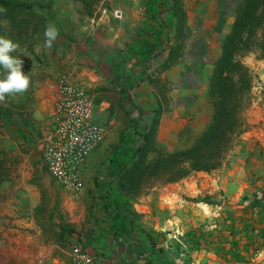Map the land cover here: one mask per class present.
Segmentation results:
<instances>
[{"label":"rangeland","instance_id":"374dc122","mask_svg":"<svg viewBox=\"0 0 264 264\" xmlns=\"http://www.w3.org/2000/svg\"><path fill=\"white\" fill-rule=\"evenodd\" d=\"M239 1L187 0L188 14L191 17L201 16L203 18V20L200 19L201 26L196 29L198 33L194 31L192 34V38L195 35H202V39H199L198 51L195 53L193 51L196 49L195 47L189 48L191 60L189 64L192 69L198 68L199 64L205 60L204 54H207V57L216 55L215 48L221 46V40L230 28L235 7ZM114 2L115 0L103 2L100 0L94 7L93 13L98 15L104 5L113 6ZM45 9L47 10V7ZM49 11L52 17L48 24L54 25L58 30L57 39L50 48L46 47L44 32H39L33 43L32 52L22 51L14 57L23 61L22 71L29 77L30 87L27 92L6 96L5 101L0 102V106L7 107V111L11 112L8 119H3L0 116V149L5 170L0 179V264H26L23 260L25 257L31 259L30 264H53L51 257L55 254H60L65 260V264H74L70 255L71 247L74 244L85 247L92 257L94 254L91 241L81 232L73 233L72 236L66 234L60 240L61 250L59 251H48L43 247V244H38L36 249L24 252L22 249L25 238L18 236L19 232L21 233L25 228L22 221H29L34 226L47 230V239L54 242L52 231L55 230L61 219L65 220L69 217L68 213L62 211L60 205L65 192L69 193V191L49 174L42 159V150L43 144L52 130L51 112L56 99V83L51 72L60 70L58 68L63 65L61 60L67 58L69 51L71 53L69 47L73 41V35L68 37L67 32L57 24V20L65 13L76 14L79 18L87 16V14L81 0H53ZM102 14H107V11H102ZM211 32L214 37L208 40L205 36ZM95 33L97 36L100 35L99 30H95ZM83 36L81 35V37ZM204 51L206 52L202 53ZM243 60L258 75V80L251 88L249 102L243 110L245 121L243 131H249L247 136L253 132L259 134L261 131L259 135L261 141L257 138L255 148L259 151L251 153L246 158L235 156L240 140L243 138L240 136L242 131L229 156L219 167L204 174L192 171L189 173L192 175L190 182L173 184L177 194L171 196L172 199L168 202L167 209H164L166 219L169 220L165 221L166 227L160 229L165 232L168 241L182 242L184 232L199 223L207 224L210 227L215 223L221 224V216L229 210L236 217L243 213L239 222L242 225L252 221L259 227L264 226V207L261 211L258 206H248L254 198L262 199L264 191V184L260 183V171L264 173V58H256L253 53H249L243 57ZM102 61L100 66H103L104 69L107 68L104 60ZM190 67L188 77L191 80L196 77L195 70H191ZM6 76V70L0 67V80L5 79ZM174 85L176 86L175 83ZM112 92L113 101L115 99L117 104L119 100L115 96L121 98L120 93ZM208 98L210 99V97ZM117 106L118 113H120L118 126L120 127L121 122L125 124L126 121L122 128L124 131L127 129L128 116L121 109L122 104H117ZM140 114V122H142L147 114ZM125 117H127L126 120H124ZM13 122L19 127H16ZM110 128L111 131L108 130L109 135H106V141L103 140L96 147L99 150L91 157V159L97 160V163L94 168L89 170V180H94L100 167L107 162L112 151L105 150L106 145L103 147L100 145L109 144L111 146L114 143H119L120 130L112 133V123L109 125ZM151 154L150 152L149 155ZM203 195L211 196L213 202L207 203L199 200ZM84 201L86 204L90 202L85 198ZM39 207L43 210L41 211ZM87 223L86 221V226H88ZM27 228L33 230V227ZM251 240L258 249L264 247L263 234ZM55 242L58 244V241ZM85 242L88 246L85 245ZM253 250L255 249L245 255L248 257ZM177 260L179 261V259ZM179 263L181 264L182 261Z\"/></svg>","mask_w":264,"mask_h":264},{"label":"trees","instance_id":"16d2710c","mask_svg":"<svg viewBox=\"0 0 264 264\" xmlns=\"http://www.w3.org/2000/svg\"><path fill=\"white\" fill-rule=\"evenodd\" d=\"M52 1L0 0V37L18 44L17 50L9 55L15 57L22 51L32 52L36 35L44 32L49 25ZM81 1L85 13L92 15L100 0ZM146 1V11L151 20L157 21L158 17L164 21L166 18L173 24L176 44L170 48L162 63L163 67L168 66L177 57V42L183 37L181 31L185 10L182 0ZM161 25L160 31L166 24ZM249 53H253L256 58H264V0H240L237 3L230 28L221 40L220 53L208 78V94L212 105L210 120L185 147L167 150L155 145L154 129L160 108L155 110L154 117L146 124L140 122L139 111L135 115H131L132 110L129 112L127 129L119 132V143L113 147L109 159L94 178L96 189L90 211L95 227L85 235L100 259L93 264H112L104 261V255L109 254L108 250L111 249L109 238L115 244H120L123 239L133 235L142 240L141 249L134 252L132 259L115 264H139L138 259L142 260L140 264H180L179 261L189 264L192 252L199 249L211 251L223 263H227L246 259V253L258 249L251 239L264 235V226L259 227L252 221L242 225L239 222L243 213L237 218L232 211H226L220 218L221 224L215 223L210 227L199 223L184 232L182 242H172L168 241L164 231L147 229L132 204L134 196L155 182L178 180L196 170L209 172L227 159L243 131V110L249 102L251 88L258 80L256 72L243 60ZM127 83L131 87V82ZM6 108L0 106L3 119H8L11 114ZM15 126L19 127L18 124ZM1 152L0 149V179L5 172ZM150 152L153 153L151 157ZM199 200L213 202L209 195H203ZM248 206H258L261 210L264 207V191L262 199L254 198ZM106 219L109 221L107 226ZM71 231V227L61 224L59 240ZM164 239H167L165 246ZM144 240H148V245Z\"/></svg>","mask_w":264,"mask_h":264},{"label":"crops","instance_id":"0c3cea01","mask_svg":"<svg viewBox=\"0 0 264 264\" xmlns=\"http://www.w3.org/2000/svg\"><path fill=\"white\" fill-rule=\"evenodd\" d=\"M103 1L106 0H101V2ZM146 6V0H115L113 6L104 5L102 7V11L106 10L107 14H102V11L98 15L86 13L87 16L82 18L76 14L65 13L61 15L57 24L67 32L68 37L73 35V41L69 47L71 53L69 51L67 58L61 60L63 65L58 68L60 70L51 72L52 78L57 72H69L79 85L93 97L96 119L107 123L110 131L109 125L112 123V133L118 130L122 131L126 124L125 121V124L121 122L120 127L118 126L120 113H118L117 104H122L121 109L124 110V113L126 112L127 116L131 110L133 111L131 115H135L137 111L143 115L147 114L142 120L145 124L151 121L156 113L155 110L160 108L154 129L155 145L167 150L182 148L189 145L210 120L212 105L208 98V78L213 70L214 61L220 53L221 46L215 48V56L207 57V54H204L205 60L199 64L198 68L192 69L190 67L189 48L195 47L196 49L193 51L196 53L199 39H202V35H195L192 38V34L194 31L198 33L196 29L201 26L200 19L203 20V18L201 16L191 17L187 11V0H182V6L185 10L181 31L183 37L177 42L179 44L176 50L177 57L168 66L163 67L162 63L167 58L170 48L176 44V39L173 36L175 30L172 22L167 21L166 18L164 21L158 17L156 18L157 21L151 20L147 14ZM116 10L118 11L114 13ZM163 23L166 26H163V30L160 31ZM95 30H99L100 35L97 36ZM158 30V35H156ZM81 35L84 36L81 37ZM205 37L209 40L214 36L211 32ZM192 44L194 45L191 46ZM210 47H212L211 44ZM152 54L153 56H151ZM102 60L107 66L105 69L100 66ZM189 67L191 70H195V79L190 80L188 77ZM127 81L131 82V87H128ZM112 91L120 93L121 98L115 96L119 100L117 104L115 99L113 101ZM126 119L127 117L124 120ZM247 132L249 131H243L240 134L243 138L240 140L236 157L246 158L251 153L259 151L255 148L257 138L261 141V136H259L261 131L259 134L253 132L248 136ZM106 139L107 137H105L104 142ZM115 145L116 143L111 146L101 144L100 147L105 146V150L111 151ZM98 150L99 148H94L82 164L83 186L81 190L76 193L69 190V193L65 192L60 205L62 211L68 213L69 217L65 220L61 219L58 222L59 226L57 225L52 231V239L58 241V244L47 239V230L36 227L29 221H22L25 228L21 233L19 232L18 236L25 238L22 249L24 252L33 248L36 249L38 244H43V247L48 251L61 250V246H59L61 224L72 228V231L66 232L64 237L66 234H79V232L87 235V232L95 227L90 204L96 186L94 180H89L88 177L89 170L94 168L97 163V160L91 159V157ZM152 155L153 153L149 157ZM260 165L263 166V164ZM195 172L199 174L208 173L203 170H196ZM191 177L192 175L188 174L178 180L156 182L133 197V207L147 229L160 230L166 227L165 221L169 219H166L165 210L168 202L172 199L171 196L177 194L173 184L190 182ZM260 183L264 184V173L261 171ZM84 198L90 202L86 204ZM86 221L88 226L85 224ZM108 223L109 221L106 219L105 226ZM27 227H33V230H29ZM34 240L36 241L34 242ZM166 240L164 239V246ZM141 241L135 235L126 240L123 239L120 244H115L114 240L109 238L108 243H111V249L108 250L109 254L104 255V261L115 264L118 261L123 263L132 259L134 252L139 250ZM144 242L148 245V240H144ZM92 251L94 254L90 264L98 259L95 250ZM254 251L246 259L223 263L215 253L199 249L192 252L190 264H243L249 260ZM51 259L53 264H65V260L60 254H55ZM23 260L26 264L31 262V259L27 257ZM137 261L140 264L142 260L138 259Z\"/></svg>","mask_w":264,"mask_h":264},{"label":"built area","instance_id":"2783aa9c","mask_svg":"<svg viewBox=\"0 0 264 264\" xmlns=\"http://www.w3.org/2000/svg\"><path fill=\"white\" fill-rule=\"evenodd\" d=\"M54 77L52 130L43 144L42 159L51 177L76 193L83 186L82 164L105 139L108 124L96 119L93 97L69 72H57ZM70 255L74 264H90L93 259L80 244L72 245ZM243 264H264V248L254 251Z\"/></svg>","mask_w":264,"mask_h":264},{"label":"clouds","instance_id":"9594fccd","mask_svg":"<svg viewBox=\"0 0 264 264\" xmlns=\"http://www.w3.org/2000/svg\"><path fill=\"white\" fill-rule=\"evenodd\" d=\"M44 37L45 46L50 48L58 37V30L54 25L49 24L44 31ZM17 48L18 44L0 37V67L7 72L6 78L0 80V102H4L6 96L25 93L30 87V79L22 71L23 61L9 55Z\"/></svg>","mask_w":264,"mask_h":264}]
</instances>
